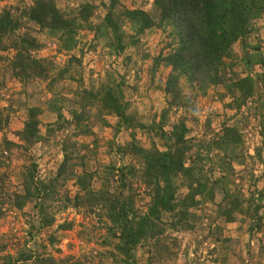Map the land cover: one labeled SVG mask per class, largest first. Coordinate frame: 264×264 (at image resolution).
I'll list each match as a JSON object with an SVG mask.
<instances>
[{"label":"clouds","instance_id":"clouds-1","mask_svg":"<svg viewBox=\"0 0 264 264\" xmlns=\"http://www.w3.org/2000/svg\"><path fill=\"white\" fill-rule=\"evenodd\" d=\"M4 17L0 264H264V0Z\"/></svg>","mask_w":264,"mask_h":264},{"label":"trees","instance_id":"trees-1","mask_svg":"<svg viewBox=\"0 0 264 264\" xmlns=\"http://www.w3.org/2000/svg\"><path fill=\"white\" fill-rule=\"evenodd\" d=\"M83 14H85V15L90 14V9L86 8L84 10ZM48 15H52L54 17L53 26L64 24L62 19L59 17V14L55 13V10L50 5H48L46 3H41L39 5L38 10H34V18L39 19L41 22L47 23L46 17ZM11 27H14V25H12L11 21H9L7 19V17L0 18V31L7 32L9 30V28H11ZM31 43L33 46L35 45V41H31ZM249 86H250L249 82H247V81L243 82L241 85V87H244V88H248ZM35 114L36 113L34 111L32 113L33 119H35ZM34 129H35V124L29 126V135H31L33 133ZM178 165H179V160L176 157L171 158V164L170 165L160 164L159 159L158 158L156 159L157 168H159L163 171H166L169 166L175 167ZM217 183H219V182H217Z\"/></svg>","mask_w":264,"mask_h":264},{"label":"rangeland","instance_id":"rangeland-1","mask_svg":"<svg viewBox=\"0 0 264 264\" xmlns=\"http://www.w3.org/2000/svg\"><path fill=\"white\" fill-rule=\"evenodd\" d=\"M73 219H75V218H73ZM71 244V242H69V245Z\"/></svg>","mask_w":264,"mask_h":264}]
</instances>
